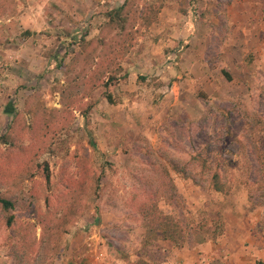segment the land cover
I'll return each mask as SVG.
<instances>
[{"label":"rangeland","instance_id":"1","mask_svg":"<svg viewBox=\"0 0 264 264\" xmlns=\"http://www.w3.org/2000/svg\"><path fill=\"white\" fill-rule=\"evenodd\" d=\"M231 1L0 0V264H141L228 217L210 264H264V19Z\"/></svg>","mask_w":264,"mask_h":264},{"label":"crops","instance_id":"2","mask_svg":"<svg viewBox=\"0 0 264 264\" xmlns=\"http://www.w3.org/2000/svg\"><path fill=\"white\" fill-rule=\"evenodd\" d=\"M241 10L244 14L248 11H253L255 13L256 19L257 15L261 12L260 18L258 20L264 19V0H232L227 8L231 11ZM239 15V14H238ZM240 16V15H239ZM225 220V235L221 241H207L202 244H198L192 248L190 247H173L172 244H166L162 248V254L159 257H149L142 261L141 264H210L215 258H221L224 254H229L230 256L236 257L237 252L235 246L239 236H234L233 234L239 232L244 220L241 218H233ZM246 223H248L246 221ZM254 232V230H252ZM232 233V235H231ZM257 243L251 242L248 250H243L244 253H251L253 258L264 257V241L257 239ZM226 256V255H225ZM137 259H131L130 263L127 264H137ZM104 264V262H101ZM88 264V263H86ZM94 264V263H91Z\"/></svg>","mask_w":264,"mask_h":264},{"label":"trees","instance_id":"3","mask_svg":"<svg viewBox=\"0 0 264 264\" xmlns=\"http://www.w3.org/2000/svg\"><path fill=\"white\" fill-rule=\"evenodd\" d=\"M118 11L120 12V10H118ZM223 75L225 76V78L229 79V76H228V74L226 72H223ZM106 97H107L108 100H110V98H109L110 96L109 95H107ZM216 179H217V175L214 174L213 175V185H214L215 189L218 190L220 188L217 186V183H216L217 180ZM46 180H49V175H46ZM0 204L2 205V207L4 209L12 208V204L6 199L0 198ZM7 222H8V224H11L12 223V217H10ZM220 234H222V231L219 232L218 234L215 232L213 234V236L211 237V239L214 240L215 236H218ZM161 235H162L164 240H173L172 234L166 232L165 230H162ZM205 240H208V238H202L200 241H205Z\"/></svg>","mask_w":264,"mask_h":264}]
</instances>
